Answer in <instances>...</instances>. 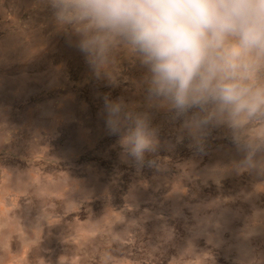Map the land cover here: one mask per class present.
Masks as SVG:
<instances>
[{"label":"rangeland","instance_id":"1","mask_svg":"<svg viewBox=\"0 0 264 264\" xmlns=\"http://www.w3.org/2000/svg\"><path fill=\"white\" fill-rule=\"evenodd\" d=\"M127 87L47 0H0V264H264V171L236 169L226 129L201 151L163 113L156 151L126 156L101 113Z\"/></svg>","mask_w":264,"mask_h":264},{"label":"clouds","instance_id":"2","mask_svg":"<svg viewBox=\"0 0 264 264\" xmlns=\"http://www.w3.org/2000/svg\"><path fill=\"white\" fill-rule=\"evenodd\" d=\"M47 4L94 76L128 86L131 98L105 95L101 113L126 156L156 151L152 116L163 113L201 151L212 129H226L245 153L236 169L264 171V0Z\"/></svg>","mask_w":264,"mask_h":264}]
</instances>
